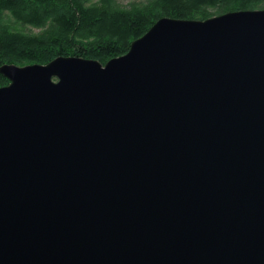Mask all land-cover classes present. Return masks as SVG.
Here are the masks:
<instances>
[{
  "label": "water",
  "instance_id": "water-1",
  "mask_svg": "<svg viewBox=\"0 0 264 264\" xmlns=\"http://www.w3.org/2000/svg\"><path fill=\"white\" fill-rule=\"evenodd\" d=\"M0 75V264H264V9Z\"/></svg>",
  "mask_w": 264,
  "mask_h": 264
},
{
  "label": "trees",
  "instance_id": "trees-1",
  "mask_svg": "<svg viewBox=\"0 0 264 264\" xmlns=\"http://www.w3.org/2000/svg\"><path fill=\"white\" fill-rule=\"evenodd\" d=\"M0 0V66L44 65L57 57L104 64L125 54L160 18L204 20L235 11L264 9V0ZM135 1V0H133ZM16 26L40 28L36 34ZM8 23V24H7ZM8 82L0 75V87Z\"/></svg>",
  "mask_w": 264,
  "mask_h": 264
},
{
  "label": "rangeland",
  "instance_id": "rangeland-1",
  "mask_svg": "<svg viewBox=\"0 0 264 264\" xmlns=\"http://www.w3.org/2000/svg\"><path fill=\"white\" fill-rule=\"evenodd\" d=\"M132 2H137V0L133 1V0H120L119 1V5L120 7H127L129 4H131ZM214 17V16H212ZM5 18L4 22H8V23H11L13 25V27L15 29H17L18 31L22 32V33H26V34H36L40 31V28H34V27H31V26H16L14 25V23H12V19L10 18V16L7 14V13H4L3 14V19ZM210 18V17H209ZM7 23V24H8ZM29 65H32V64H29ZM25 66V65H23ZM18 67H21V66H18Z\"/></svg>",
  "mask_w": 264,
  "mask_h": 264
}]
</instances>
